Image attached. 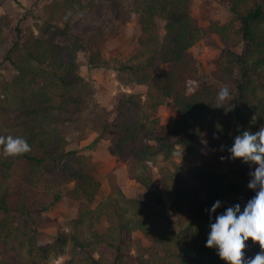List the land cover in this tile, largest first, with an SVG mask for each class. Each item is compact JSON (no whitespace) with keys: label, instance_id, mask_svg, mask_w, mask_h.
I'll list each match as a JSON object with an SVG mask.
<instances>
[{"label":"trees","instance_id":"1","mask_svg":"<svg viewBox=\"0 0 264 264\" xmlns=\"http://www.w3.org/2000/svg\"><path fill=\"white\" fill-rule=\"evenodd\" d=\"M224 1L230 18L211 27L222 45L218 85L194 93L188 92L198 77L191 48L205 32L191 14L192 0H130L128 8L112 0L109 5L117 22L126 25L136 19L139 25L142 57L120 65L118 72L147 91L145 98L119 95L109 123L102 110L89 121L112 138L111 153L130 159L137 181L155 195L159 188L149 163L158 156L168 160L180 147L203 162L189 176L163 171L170 206L184 220L179 229L152 203L127 198L120 191L97 203L101 185L87 159L67 148L71 135L85 127L83 115L95 99L94 89L79 74L78 54L88 52L86 64L94 66L103 36L99 30L88 35L72 32L75 17L92 10L93 0L52 1L36 31L28 28L21 43L0 35V65L8 62L16 70L0 86V136L22 137L31 147L22 156H0V264H47L52 254L62 256L69 243L68 264H107L94 255L98 245L114 252L112 264H225L217 249L206 247L210 224L230 206L239 204L243 211L247 173L237 166L239 159L228 172L210 169L204 142L223 136L227 145L243 131L264 126V0ZM225 85L231 100L224 103H230V111L218 107L217 95ZM168 104L177 110L178 120L172 128L161 129L156 114ZM52 161L57 167L51 171ZM40 188L52 192L54 201L65 195L79 204L76 233H59L53 243L40 245L28 207ZM216 201L221 206L211 213ZM83 228L94 241L80 236L78 229ZM134 232L151 244L133 259L125 236ZM11 254L18 262H11Z\"/></svg>","mask_w":264,"mask_h":264},{"label":"rangeland","instance_id":"2","mask_svg":"<svg viewBox=\"0 0 264 264\" xmlns=\"http://www.w3.org/2000/svg\"><path fill=\"white\" fill-rule=\"evenodd\" d=\"M52 1L54 0H0V35L12 43H21L22 35L28 28L36 31L37 24H40L41 18L45 16V7ZM111 1L93 0V9L79 12L73 23V34L88 35L94 30H99L103 36V43L99 51L95 52L99 55V60L94 66L86 64L90 57L88 52L78 54L82 62L79 74L94 89L95 99L83 115L87 120L85 127L71 135L67 148L87 159L89 171L101 185L96 198L97 203L108 200L111 195L117 196L120 191L127 198L152 203L156 209L163 211L167 221L174 223L179 229L185 225L184 220L170 206L163 171H179L182 175L189 176L203 162L180 147L168 160L161 155L158 156L155 161L149 163V172L159 188V193L155 195L137 181V173L132 169L130 159L111 153L112 138L96 131L89 121L99 110H102L104 121L109 123L115 115L114 105L119 95L138 94L145 98L147 91L143 85L126 81L118 72L120 65L132 64L139 60L143 49L139 43L140 28L136 19L126 25L117 22L110 10ZM118 2L123 8H128L130 0H118ZM191 14L200 29L205 32L204 37L191 48L196 59L198 77L190 83L188 92L194 93L205 86L218 85L216 72L219 69L218 56L222 45L211 27L215 23H225L230 18V12L224 0H192ZM159 28L163 33L164 26L161 22ZM15 75L16 70L10 63L1 64L0 86L3 81H9ZM156 116L161 129L172 128L178 120L177 110L172 104L162 106ZM234 140L235 137L226 145L225 137L216 136L204 142L206 162L210 169L219 173L229 171L234 161L231 159L229 149L233 146ZM2 155L0 148V156ZM50 166L52 171L57 167V162L52 161ZM237 166H242L247 173L245 177L247 195L241 202L243 206L255 195V191L247 187L251 179L249 173L255 169L244 165L242 160ZM28 207L30 219L38 229L40 245L53 243L59 233L69 235L76 233L75 221L79 217V204L69 200L65 195L59 201H54L52 192L40 188L30 197ZM21 220L24 221V218ZM78 231L83 239L94 241L90 232L86 233L85 228ZM125 241L133 247L131 253L133 259L138 251L151 244L150 240L139 232L126 234ZM258 252H260L258 244L247 242L246 258L254 257ZM76 255L83 263L82 254L79 252ZM94 255L107 264H112L115 258L114 252L104 245L96 246ZM71 256V243H69L67 251L62 256L52 254L47 264H68ZM10 260L15 263L18 262L19 257L11 254Z\"/></svg>","mask_w":264,"mask_h":264},{"label":"clouds","instance_id":"3","mask_svg":"<svg viewBox=\"0 0 264 264\" xmlns=\"http://www.w3.org/2000/svg\"><path fill=\"white\" fill-rule=\"evenodd\" d=\"M220 104L230 111L231 97L229 89L223 86L217 95ZM0 146L5 157H18L31 151L30 145L22 137L0 136ZM231 159H240L246 164L255 165V170L249 173L251 179L247 187L255 191L241 211L239 204L230 206L223 214L216 216L210 224V233L206 247L217 249L218 255L225 264H264V126L256 132L245 130L237 135L234 144L229 149ZM223 159V158H222ZM221 206L216 201L211 213ZM258 244L260 252L254 257L246 258L247 242Z\"/></svg>","mask_w":264,"mask_h":264}]
</instances>
